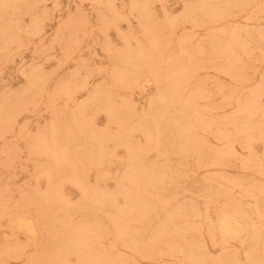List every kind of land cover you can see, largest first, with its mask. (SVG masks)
<instances>
[{
  "label": "bare ground",
  "instance_id": "bare-ground-1",
  "mask_svg": "<svg viewBox=\"0 0 264 264\" xmlns=\"http://www.w3.org/2000/svg\"><path fill=\"white\" fill-rule=\"evenodd\" d=\"M70 2L0 0V264H264V0Z\"/></svg>",
  "mask_w": 264,
  "mask_h": 264
},
{
  "label": "rangeland",
  "instance_id": "rangeland-1",
  "mask_svg": "<svg viewBox=\"0 0 264 264\" xmlns=\"http://www.w3.org/2000/svg\"><path fill=\"white\" fill-rule=\"evenodd\" d=\"M60 2H61V6H62L64 9H66V10H70L71 12L75 11V6H76L77 4H74V3H71V2H70V3H67V0H60ZM47 4H48V6L51 5L50 2H48ZM48 11H49V12H52V9L49 7ZM62 12H63V11H55V12L53 13V18H52V24H53V27H52L51 29L48 30V33H47V34H50V33L52 32V30L54 29L56 23H57L59 20H61V21H64V20H65V17H62L61 19H59V16H62ZM25 60H29L28 52H26V58H25ZM10 84L16 86L17 83H16V81H14V82H11ZM218 253H219V252H218V250H217L216 248H214V249L211 250V254H212V255H218Z\"/></svg>",
  "mask_w": 264,
  "mask_h": 264
}]
</instances>
